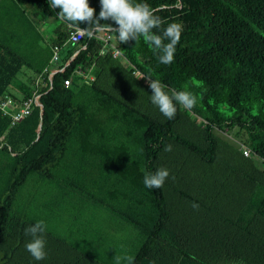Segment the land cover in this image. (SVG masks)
<instances>
[{"label": "trees", "instance_id": "trees-1", "mask_svg": "<svg viewBox=\"0 0 264 264\" xmlns=\"http://www.w3.org/2000/svg\"><path fill=\"white\" fill-rule=\"evenodd\" d=\"M23 1L60 23L46 47L37 31L26 51L0 35V96L11 94L27 68L34 77L19 85L17 100L33 97L54 47L65 70L22 122L0 112V149L8 155L4 164L0 159V264H114L46 224L45 259L26 251L25 229L40 219L15 204L33 175L136 229L142 244L134 264H264V0H135L150 6L162 28L181 25L171 65L158 63L143 37L123 44L110 32L118 58L95 35L73 44L59 9L48 0ZM89 5L98 16L100 0ZM1 9L0 2V28L11 26L14 10L2 16ZM143 77L159 80L170 96L191 92L197 103L191 110L176 104L169 120L151 103ZM159 168L169 171L164 185L146 188L145 174Z\"/></svg>", "mask_w": 264, "mask_h": 264}, {"label": "rangeland", "instance_id": "rangeland-1", "mask_svg": "<svg viewBox=\"0 0 264 264\" xmlns=\"http://www.w3.org/2000/svg\"><path fill=\"white\" fill-rule=\"evenodd\" d=\"M0 2L2 16H6V10H14L12 25L7 24L0 28L3 30V32L0 30V35L9 37L11 44L18 50L26 51L29 43H35L36 31L42 35L41 45L45 47L51 38L55 37L54 30L60 23L59 20L45 17L23 0H0ZM20 11H25L26 16L21 15ZM28 21L34 25L31 31L27 25L25 26ZM30 77H34V74L26 68L15 78L10 88L14 99L21 97L18 87L21 83H28ZM219 135L239 145L230 133L220 132ZM7 157L8 155L1 151L2 164L8 159ZM38 177V175L31 176L22 188L16 200V211L24 210L30 217L43 221L55 234L86 250L95 249L96 256L114 264L116 255L135 256L142 244L136 229L126 225L107 209L83 201L77 194L63 195L56 182L39 183ZM35 191H39L37 198L33 197ZM47 202L49 207L44 206Z\"/></svg>", "mask_w": 264, "mask_h": 264}, {"label": "clouds", "instance_id": "clouds-1", "mask_svg": "<svg viewBox=\"0 0 264 264\" xmlns=\"http://www.w3.org/2000/svg\"><path fill=\"white\" fill-rule=\"evenodd\" d=\"M48 3L52 10H60L57 17L69 26L75 27L77 33L92 37L102 31L115 32L120 43L127 44L134 41L135 45L143 37L145 43L157 54L158 63L171 65L174 62L176 46L181 40L182 27L177 23H169L167 27L162 28L163 21L155 15L147 3L135 2V0H100L101 10L98 16L95 14V9L90 7L89 0H48ZM109 21L112 23H108ZM82 23H87V28H81ZM113 24L116 27H113ZM143 78L147 80L151 91V103L169 120L175 118L176 104L191 110L197 103L196 96L191 92L172 90L170 96L164 90L166 85L159 80ZM165 150L170 151L171 146L169 145ZM168 177L169 171L166 168H159L155 173L145 174L143 183L146 188L160 189ZM192 207L198 209L199 205L193 203ZM45 231L46 225L43 221H38L25 229V236L31 237L25 244V249L36 261L44 260L46 257ZM134 259L133 256L116 255L114 262L115 264H134Z\"/></svg>", "mask_w": 264, "mask_h": 264}, {"label": "built area", "instance_id": "built-area-1", "mask_svg": "<svg viewBox=\"0 0 264 264\" xmlns=\"http://www.w3.org/2000/svg\"><path fill=\"white\" fill-rule=\"evenodd\" d=\"M73 30L70 37V42L73 44H77L81 41V39L86 35L84 33H77L76 28L70 26ZM97 38L105 42V48L108 47L112 50L114 58H118L120 56V51L117 49L115 44L111 42L113 39L110 31H102L99 34H95ZM53 57L50 63V66L47 67L42 74L36 76L33 87L34 94L33 97L19 102L17 99H14L11 95L6 94L4 96H0V112L4 116H8L11 118L12 124H17L23 121L26 117H28L34 105H40V98L42 96L41 91L44 88L52 87V80L54 75L61 71L63 72L65 69L61 68V58H60V48L54 47L52 49ZM106 53V49L102 50L101 54L104 55ZM74 58V57H73ZM69 63V62H68ZM76 74L81 75L85 78H91L89 74L84 71L78 69L76 70ZM71 80L67 81L66 84L70 85ZM245 156H250L251 151L245 147L242 148Z\"/></svg>", "mask_w": 264, "mask_h": 264}, {"label": "crops", "instance_id": "crops-1", "mask_svg": "<svg viewBox=\"0 0 264 264\" xmlns=\"http://www.w3.org/2000/svg\"><path fill=\"white\" fill-rule=\"evenodd\" d=\"M36 78V77H35ZM9 95H11V94H9ZM17 99V98H16ZM1 151H3L2 149H0V154H1ZM3 153L5 154V152L3 151ZM4 177V175H2V174H0V178H3ZM3 182V181H2Z\"/></svg>", "mask_w": 264, "mask_h": 264}]
</instances>
